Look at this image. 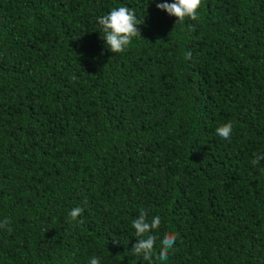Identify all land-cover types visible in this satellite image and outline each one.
Wrapping results in <instances>:
<instances>
[{
  "label": "trees",
  "instance_id": "16d2710c",
  "mask_svg": "<svg viewBox=\"0 0 264 264\" xmlns=\"http://www.w3.org/2000/svg\"><path fill=\"white\" fill-rule=\"evenodd\" d=\"M164 2L0 0V264H147L141 211L153 264H264V0ZM119 7L141 35L114 54Z\"/></svg>",
  "mask_w": 264,
  "mask_h": 264
},
{
  "label": "clouds",
  "instance_id": "9594fccd",
  "mask_svg": "<svg viewBox=\"0 0 264 264\" xmlns=\"http://www.w3.org/2000/svg\"><path fill=\"white\" fill-rule=\"evenodd\" d=\"M202 0H174L172 3H158L157 8L166 11L169 16L176 17V25L182 24L185 18L196 20L197 12L200 8ZM98 23L101 26V38L106 41L105 47L111 53H123L134 37L141 35L137 25L139 22L135 12L128 7H119L113 9L110 13L103 17H98ZM190 56V53L188 54ZM232 132V124L227 123L216 129V134L223 139H229ZM264 156L257 157L252 160L253 165L260 163ZM83 213L81 207L73 208L69 217L71 221H76ZM161 223L160 216H154L148 219L147 213L141 211L139 216L132 221V227L135 230V236L138 242L132 248L137 256H140L147 264H153V251L156 246L158 237L152 234L159 228ZM8 221L0 222V228L6 227ZM174 233H166L160 240V251L156 256L159 261L168 259L169 250L173 249L176 242ZM119 243V241H116ZM89 264H100L98 257L90 258Z\"/></svg>",
  "mask_w": 264,
  "mask_h": 264
}]
</instances>
